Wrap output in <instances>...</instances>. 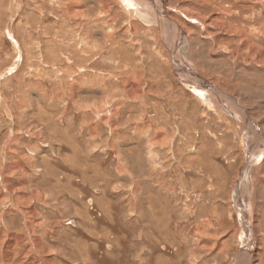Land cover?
<instances>
[{"label": "rangeland", "instance_id": "obj_1", "mask_svg": "<svg viewBox=\"0 0 264 264\" xmlns=\"http://www.w3.org/2000/svg\"><path fill=\"white\" fill-rule=\"evenodd\" d=\"M69 1L84 5L85 16L68 14ZM167 1L204 17L207 34L215 36V53L197 36L182 64H194L205 84L237 101L264 141V72L233 65L219 48L236 45L210 18L230 0ZM85 2L0 0V264H10L1 257L10 235L23 239L11 248L18 264L34 256L39 264H234L243 232L232 192L237 173L243 185L241 170L249 165L242 121L220 109L219 97L209 93L213 100L205 103L196 94L200 82L187 81L181 62L172 63L157 46L154 19L130 18L116 5L111 16H101L98 5ZM255 13L252 22L242 14L232 21L249 28L264 24V10L258 6L249 15ZM129 23L136 32L128 31ZM111 28L125 52L103 40ZM148 48L158 49L157 60ZM130 78L139 94H127ZM100 112L108 116L102 119ZM146 120L148 127H140ZM253 129L247 135L254 141ZM154 131H163L158 141L164 145L154 141ZM249 148L251 159L259 147ZM14 160L20 168L4 172ZM255 163L246 171L252 180L242 200L255 217L254 264H264V181L259 184ZM6 178L27 184L10 196L2 185ZM22 192L25 201H17ZM204 223L206 233L199 235L194 229ZM31 237L42 245H32ZM205 239L211 245L202 248ZM218 243L226 246L222 253Z\"/></svg>", "mask_w": 264, "mask_h": 264}, {"label": "bare ground", "instance_id": "obj_2", "mask_svg": "<svg viewBox=\"0 0 264 264\" xmlns=\"http://www.w3.org/2000/svg\"><path fill=\"white\" fill-rule=\"evenodd\" d=\"M79 1H81V0H79ZM85 1L86 2L88 1L90 3H94V4L98 5L97 7H99V12H100L101 16H107V15L111 16V14H112L111 13V11H112L111 7L116 5L120 9H122L123 13L127 14L130 18H133L134 14H135L139 19L141 18L142 20H145V21H147L148 19H154L156 22V26L158 27L157 29L159 30L158 32H159V38H160L157 41V46H159L161 44L164 46L166 53L168 54L170 59H172V63H174V64L181 62L182 60L180 58H182V57L186 59V57H187L186 55L188 54L187 52H188L189 44L191 41L196 42L195 39L197 36H198V38H202V39L205 38L207 40V42L211 48L210 49L211 53L216 52V49H214V47L216 46L215 45V43H216L215 36H212L211 34L210 35L207 34L210 28L204 24V19H203L204 17L203 18H194L190 12H187V11L184 12V11H181V10L176 9L174 7L170 8V6L167 3L169 1H167V0H84V2ZM182 1L185 2L188 0H182ZM200 1L208 3L212 0H210V1L209 0H200ZM223 1L226 2L229 0H221V2H223ZM195 2H196V0H195ZM239 2H241L242 5H239ZM217 3H219V2H217ZM170 4H172V3L170 2ZM201 4H202V2H201ZM212 4H214V3H212ZM174 5L175 4H173V6ZM218 6H219V15L215 14L216 13L215 12L214 13L215 15H211L210 18L212 21L219 23V25L221 26V34L223 36L225 35L226 38L227 37L232 38V40H233L232 44L235 43V45H236L235 46L236 48H234V49H232V47H230V48H227L225 50L223 49L225 47V45H224V46H222V48H219V51L221 53L225 54L226 58L229 61L233 62V65L235 62L236 63H242V65L249 68L248 69L249 71H254L255 67H258L262 72H264V45L262 44V43H264V24H261V25L259 24L258 27L255 26V27L249 28L246 26L244 27L243 25H240L239 23H235L232 21L234 14L235 15L242 14V15H244L242 18L243 20H246L247 22H252L253 20L256 19V17L258 16V13L257 14L255 13L254 16H251V14L249 15V13H252L255 9H257L258 6H259V10L263 11L264 10V0H230L229 3H227V4H220L219 3ZM66 7H67L66 12L70 15H73L76 17L85 16V15H83L84 5L69 1L67 3ZM113 10H114V8H113ZM260 16H261V14H260ZM70 17H72V16H70ZM206 20H207V18H206ZM240 22L246 23L245 21L244 22L240 21ZM187 26H194L198 30L197 31H195V30L190 31L191 30L190 29L188 31ZM128 31H130L131 34L134 33L133 31H135L133 29V26H131V24L129 25ZM111 33H113L112 28H111L109 34L107 33V35L104 37L103 40L106 39V40H109V42L111 41V45H115V44L120 45L122 47L123 51L125 52L126 50H124V48L121 44L112 40L113 35ZM203 33L206 34V37L202 36ZM138 35H139V33H138ZM236 38H237V40H236ZM129 39H131V38H129ZM132 40H133L132 47H135L137 45V43H136L137 40L133 39V38H132ZM113 41L115 43H113ZM121 47H120V49H121ZM145 47H147V46H145ZM180 49H183V52H181ZM146 50H147L146 52L149 54V57L156 59V57L158 56V49L148 48ZM140 51L141 50L139 49L138 53H141ZM199 52H201L200 48H199ZM143 53H144V51H143ZM248 59H250L251 63H246V61ZM179 64H181V66L177 65L178 67L181 68L179 71L183 75L184 78H187V81L196 78V80H198V82H200L199 84H201V85L199 87H201V88L197 87V88H194L193 90L196 89L195 90L196 94L198 96H201L202 100L205 103H207L211 97H213L214 99H216L215 97H217V98L219 97L218 101H219V105L221 106L220 109L223 112H228L229 114L234 115V117L236 116L238 120L242 121L243 127L245 129V134L243 135V141H244V144H246L245 147H246V151H247V161H248L247 162L245 160V163L246 164L248 163L249 165H247V167H242V170H241L242 171L241 174L243 175L242 177L244 178V184L242 185V183L240 181L241 180L240 172L237 173V178L235 181L236 189L234 190V192H232L233 204H234L236 211L240 215V226L242 229L241 232H243L240 236V243H241L240 245H242V250L240 252V257L237 258V260L235 261L234 264H254L256 261L255 260V256H256L255 252L257 250L256 230H255L253 222L251 221V218L254 217V213L250 211L249 205L246 204L247 201L246 200L244 201L242 199H244L245 196L248 197V195L250 194V191L247 189V184L249 183L250 180H252V177L249 176V174L247 175L246 171L251 172V168L255 162H256L255 163L256 175L258 176V180H259L258 182H259V184H261L262 181H264V176H262L263 174L260 175L262 173L263 166H261L260 168L257 166L258 163L264 162V141L261 140L262 138H260V135H259L260 132L257 131L258 129L256 130V127H255L256 124L248 117L246 110L243 109V107L237 101H235V100L231 101L233 99L231 96L226 94L224 91L216 90L214 86H212L211 84L210 85L207 84L208 82L205 84V81L200 78L201 76H199L200 75L199 72H201V71L198 70V68H196L194 66V64L191 67H189L188 66L189 64L184 62V61H183V64H182V62ZM233 67L235 68V66H233ZM184 71L187 73H185ZM188 72L192 73V74L188 75ZM183 77H181V78H183ZM194 84H196V83H194ZM97 86H96V89H97ZM191 87H193V86H191ZM207 87H208V89H207ZM126 88H127L126 92L129 96H132V95L137 94V93L139 94L141 92L140 85L133 82L131 78L127 82ZM76 91H77V87L74 86L72 94H71L72 98L76 97ZM209 93L213 96L210 97ZM222 100H224L226 102L224 105L221 102ZM4 105H7V104L2 103V106L4 108H6L7 106H4ZM114 112L115 111L112 112L113 115H114ZM105 115H107V113H103V112L101 113L100 112V114H98V116H100L101 118L103 117L102 119H105L108 116L107 115L105 117ZM111 122L113 124V121H111ZM147 123H148L147 120L143 121V123L139 126L140 127H144V126L148 127ZM251 127H252V129H253V127H255L254 128L255 133L258 135L257 137L255 136L254 141L252 139H249L248 135H247L248 131L251 130ZM91 133H93V132L91 131ZM162 134H163V131H154L153 132V138H155L154 141L156 140L157 144H159V145H164L163 142L158 141V139L160 140V137L162 136ZM150 141H152V140H150ZM250 146H253L255 148L259 147V149H257V151H255V153H253V155L251 156V159L248 157L250 150H252L251 148H249ZM72 147H75V146H72ZM73 149L75 150V148H73ZM113 150L115 151V147H113ZM250 162H252L253 164H251ZM120 165H121V168H125V163L123 161L121 162ZM20 166H21V163L19 161L14 160L13 163L5 166L3 171L5 170L4 172H7L8 169H10V168H12V169L16 168L18 170L20 168ZM25 184H27L25 180H21L20 182H17V181H14L12 179H7V178L4 180L2 179V185H4V188H5L4 190L9 191L10 196H11V194L14 195L15 187H17L18 185H21L23 187ZM16 198L18 199L17 201H19V200L25 201L24 198H26V197H25L24 192H22L20 195H18V196L16 195ZM14 200H16V199H14ZM6 211H12V210H10L8 208V210L6 209ZM33 212L29 211V214H33ZM29 220H31V219H29ZM0 221H2V220L0 219ZM27 221L25 223V228L27 229V231H29L32 227V223H29V221L28 222ZM203 227H206V223L201 224V225L198 224L194 230L199 235H205L206 229L205 230L202 229ZM4 232H5L4 228L2 226H0V239L3 237L1 235ZM208 240L209 239H205L201 242L202 248L203 247L205 248V247L211 245V243H210L211 241L210 240L208 241ZM22 242H23L22 237H20L18 235H10L9 238L7 239V241L5 242L4 247L2 248L1 257L3 258V260H5L6 262H9L10 264H18L19 262H21L20 258H16V256L12 255L13 253L11 252V248L13 245H17L18 243L20 244ZM31 243H32V245H42L38 238H32ZM250 244H251V246L248 248V246ZM217 247H219L218 251L221 253L226 248V246L222 245L221 243H218ZM49 261H51V260H49ZM39 262H40V260L34 256V257L30 258L26 262V264H39ZM51 263H53V260L51 261ZM54 264H57V263H54Z\"/></svg>", "mask_w": 264, "mask_h": 264}]
</instances>
